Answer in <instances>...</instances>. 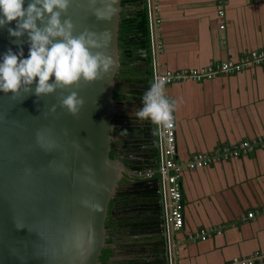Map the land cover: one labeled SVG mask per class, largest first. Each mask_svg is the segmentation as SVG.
<instances>
[{
    "label": "water",
    "instance_id": "1",
    "mask_svg": "<svg viewBox=\"0 0 264 264\" xmlns=\"http://www.w3.org/2000/svg\"><path fill=\"white\" fill-rule=\"evenodd\" d=\"M96 8L108 18L98 20ZM64 18L73 22V35L89 29L107 37L101 50L111 56L112 68L93 81L81 79L39 97L23 87L16 94L0 92V264H102L106 224L120 181L141 176L113 157L119 113L115 95L142 87L119 79L121 0H70ZM10 41L6 29H0V53L16 50ZM22 47L27 56V43ZM72 91L84 101L75 115L60 104ZM143 137L122 135L124 140ZM153 186L156 220L162 225L145 242L154 237L169 253L175 240L163 209L164 193L160 182ZM135 239L141 237H126Z\"/></svg>",
    "mask_w": 264,
    "mask_h": 264
},
{
    "label": "crops",
    "instance_id": "2",
    "mask_svg": "<svg viewBox=\"0 0 264 264\" xmlns=\"http://www.w3.org/2000/svg\"><path fill=\"white\" fill-rule=\"evenodd\" d=\"M155 16L156 73L238 61L264 49V0H228L224 29L219 28L215 0H156ZM165 93L176 101V159L186 162L201 153L216 160L181 177L184 224L171 229L173 262L225 264L235 257L264 256V146L225 159L220 153L223 147L264 136V62L212 80L172 83L165 86ZM140 106L131 99L120 105L118 115L132 124L152 126L130 117ZM152 135L157 145L154 130ZM155 169L139 177L145 184L136 205L140 213L156 219ZM250 212L255 213L252 219L246 217ZM202 234L205 240L200 239Z\"/></svg>",
    "mask_w": 264,
    "mask_h": 264
},
{
    "label": "clouds",
    "instance_id": "3",
    "mask_svg": "<svg viewBox=\"0 0 264 264\" xmlns=\"http://www.w3.org/2000/svg\"><path fill=\"white\" fill-rule=\"evenodd\" d=\"M69 3L70 0H0V29H6L10 42L17 45L15 51L9 47L0 53V92L16 94L23 87L25 93L39 97L81 79L93 81L111 70L112 58L101 50L107 46V37L89 29L73 35L71 19H61ZM93 15L98 20L108 18L99 8L93 10ZM24 42L28 45L27 56ZM165 83V76L153 79L140 97L141 106L134 107L130 117L150 121L158 129L171 127L176 101L166 95ZM83 103L76 91L60 101L73 115ZM37 138L41 139L39 133Z\"/></svg>",
    "mask_w": 264,
    "mask_h": 264
},
{
    "label": "built area",
    "instance_id": "4",
    "mask_svg": "<svg viewBox=\"0 0 264 264\" xmlns=\"http://www.w3.org/2000/svg\"><path fill=\"white\" fill-rule=\"evenodd\" d=\"M147 11L150 26L151 35V53H152V66L154 68V56L158 48L156 39V29L158 20L155 16L156 0H146ZM228 0H215L216 3V15L221 20L219 25L220 29L225 27V6ZM264 62V49L240 58L238 61L226 60L219 64H211L201 69H190L180 71H167L165 73L153 72V79L160 76L166 77L165 86L176 82L195 81L201 82L205 80H212L221 75H228L238 72L243 69H247L253 65H257ZM175 122L173 117V123L171 127L160 128L155 127V135L157 137V174L158 182H160L164 193L163 209L166 215V219L169 220L171 228L173 230H179L183 227V199H182V185L181 177L187 171L197 170L208 166L211 162L216 161L214 156H208L205 154H194L188 161L181 162L176 159V144H175ZM254 146H264V136L252 140L250 142L243 141L232 147H223L220 149L223 159L239 156L241 153L251 149ZM219 152H216L215 156H220ZM152 172L147 171V176H150ZM168 201L166 200V197ZM264 211V210H263ZM249 219L255 217V213L250 212L246 216ZM213 230H211L212 232ZM203 233V232H202ZM201 240H205L204 234L200 237ZM264 261V256L255 254L250 259L247 258H232L225 264H257ZM168 264H175L173 262L171 253H168Z\"/></svg>",
    "mask_w": 264,
    "mask_h": 264
},
{
    "label": "flooded vegetation",
    "instance_id": "5",
    "mask_svg": "<svg viewBox=\"0 0 264 264\" xmlns=\"http://www.w3.org/2000/svg\"><path fill=\"white\" fill-rule=\"evenodd\" d=\"M138 67V66H137ZM140 68V67H139ZM119 73V72H118ZM141 93H144L146 86L142 84ZM137 88V87H136ZM132 88L130 90H136ZM127 89V99L124 101H118V105H123L124 102H128L131 99L141 102L140 97L143 94L131 93ZM139 90V89H137ZM138 95V97H137ZM123 117V126H127L128 118ZM139 128H146L147 125H137ZM117 127V125H116ZM116 129V128H115ZM122 135H125L122 131L117 138H115L113 156L120 158L126 165L127 168L132 170V166L136 164L141 165V169L138 172L139 175L145 174L144 172L148 170L150 164L154 161V155L152 151L154 150L153 140H145L143 138V143L139 148H132L129 146H124L122 141L136 140L137 138H130L124 140ZM133 134H129L130 136ZM116 137V136H115ZM151 137L153 135L151 133ZM117 139V140H116ZM147 146L148 149H144ZM139 177H123L120 181L121 189L119 194L114 197L113 204L110 206L112 215L106 224L107 236H106V246L104 249L109 250V221L114 225V230L112 233V249L113 255L111 256L112 264H168V252L165 249L164 244H160L156 238H150V242H145L146 236H155L160 233L158 222L154 217H146L137 208L136 203L142 198L141 187L131 185L134 182H140ZM124 180V181H122ZM127 204H133L132 207L127 206ZM155 217L156 213H155ZM156 220V221H155ZM143 224L148 225L147 227ZM145 226V227H143ZM159 230V231H158ZM136 236L141 237V239H135L133 242L126 240V237ZM136 242V243H135ZM135 243V244H133ZM154 246H152V245ZM163 246V249H162ZM106 264H109V256L106 259Z\"/></svg>",
    "mask_w": 264,
    "mask_h": 264
},
{
    "label": "trees",
    "instance_id": "6",
    "mask_svg": "<svg viewBox=\"0 0 264 264\" xmlns=\"http://www.w3.org/2000/svg\"><path fill=\"white\" fill-rule=\"evenodd\" d=\"M122 6V18L119 26V79L129 82L131 84H144L146 89L153 81V66H152V53H151V35L149 18L147 11L146 0H121ZM135 8V9H132ZM130 15V18H126ZM143 63L146 68H139L134 63ZM131 93L143 94L140 90H131ZM138 97V95H137ZM115 99L124 101L127 99L126 95H115ZM115 123L117 125L114 130V136H118L120 133L125 135L134 134L139 132L144 135L145 140H151V133L155 129L156 125L148 126L146 128H139L135 124L129 123L127 126H123V117L117 115L115 117ZM124 146L132 148H139L142 145V140H128L123 142ZM156 146V145H155ZM154 155V161L149 165L148 169L156 168L158 161L157 147L152 151ZM114 157V156H113ZM141 169L140 164L132 166V171L138 173ZM156 170V169H155ZM126 178V177H125ZM130 178V177H129ZM124 181V180H122ZM146 227L148 225L143 224ZM143 226V227H145ZM114 225L109 221V250L104 249L102 251L101 262L106 264V259L109 256V264L111 262V256L113 255L112 249V233Z\"/></svg>",
    "mask_w": 264,
    "mask_h": 264
},
{
    "label": "rangeland",
    "instance_id": "7",
    "mask_svg": "<svg viewBox=\"0 0 264 264\" xmlns=\"http://www.w3.org/2000/svg\"><path fill=\"white\" fill-rule=\"evenodd\" d=\"M119 106V105H118ZM120 107V106H119ZM118 114H120V111H119V113ZM115 138H117V137H115ZM117 140V139H116Z\"/></svg>",
    "mask_w": 264,
    "mask_h": 264
}]
</instances>
